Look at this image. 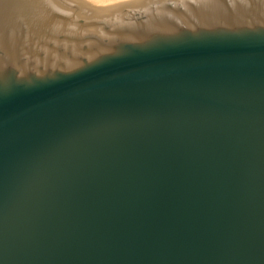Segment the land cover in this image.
<instances>
[{
	"label": "water",
	"instance_id": "obj_1",
	"mask_svg": "<svg viewBox=\"0 0 264 264\" xmlns=\"http://www.w3.org/2000/svg\"><path fill=\"white\" fill-rule=\"evenodd\" d=\"M0 264H264V0H0Z\"/></svg>",
	"mask_w": 264,
	"mask_h": 264
}]
</instances>
